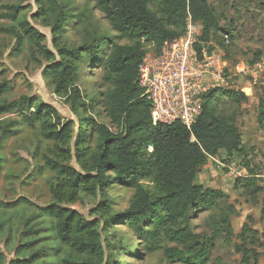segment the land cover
Masks as SVG:
<instances>
[{
	"label": "trees",
	"instance_id": "1",
	"mask_svg": "<svg viewBox=\"0 0 264 264\" xmlns=\"http://www.w3.org/2000/svg\"><path fill=\"white\" fill-rule=\"evenodd\" d=\"M92 1L112 31L128 45L104 40L80 49L61 47L69 14L62 6L64 4L60 5L57 0H37V4L40 19L51 27L58 61L42 46L43 36L26 20L18 22L19 31L15 34L18 51L26 40L46 60L42 76L77 119V129L74 121H64L53 106L34 98L22 97L0 104V116L19 112L22 123L30 130L37 129L40 138L53 146L44 164L57 181L50 188V205L39 208L36 215L46 224L54 244L51 250L55 255L50 258L56 259L58 264L104 263L98 222L88 221L69 208H80V195H83L100 198L94 210L99 218L107 217L105 224L110 226L111 220L121 218L120 222L136 232L147 250L163 249L167 263L207 264L215 242L220 239L230 241L233 237L230 218L237 212L223 192L196 182L208 161L224 152L229 159H240L241 167L247 173L246 177L235 181L236 187L241 185L240 195L252 205L261 207L262 233L252 228L255 221L247 217L238 235L240 244L235 250L241 255L240 264H260V260H264V187L259 183L263 182L264 176V151L261 162L253 164L247 157L235 120L218 115L213 103L219 97H226L239 106L247 102L246 95L230 89L206 93L202 113L188 130L178 123L170 126L154 124L150 104L142 97L143 91L137 84L138 67L146 54V45H152L155 52H159L165 42L180 37L187 15L201 25V42L205 45L212 42L222 50L227 48L228 45L217 37L219 23L207 0ZM18 9L13 7L5 17L15 20ZM208 48L213 49L212 46ZM84 56L87 57L85 60ZM225 58L226 55L222 59ZM83 63L88 69L99 64L101 80L107 86L104 94L90 100L78 86L79 68ZM7 92L8 87L0 85V97ZM261 93L259 125L264 122V88ZM99 108L110 126L96 121ZM2 130L9 132L7 128ZM73 159L81 171L72 167ZM116 182L130 189L132 197L122 214L112 216L108 191ZM144 183L153 186V193ZM261 195L263 197L258 201ZM199 210L217 213L210 222V238L193 231V217ZM25 229L23 240L35 233L30 223ZM165 242L173 247H164ZM118 245V255L129 252ZM27 253L24 248L17 256ZM32 259L17 260L14 264H30L35 262ZM0 264H4L1 252Z\"/></svg>",
	"mask_w": 264,
	"mask_h": 264
},
{
	"label": "rangeland",
	"instance_id": "2",
	"mask_svg": "<svg viewBox=\"0 0 264 264\" xmlns=\"http://www.w3.org/2000/svg\"><path fill=\"white\" fill-rule=\"evenodd\" d=\"M43 1V0H41ZM68 11V18L62 34L61 47L68 50L80 49L84 46L96 45L104 40L118 45L129 43L118 37L96 9L92 0H57ZM220 27L217 34L219 40L228 34L229 43L226 49H220L224 68L229 71L238 61H243L252 69L246 79L231 78L226 89L243 92L247 102L239 106L228 101L226 97L214 100L216 113L226 118H233L238 127L247 157L253 164L261 162L264 151V122L258 123L259 100L264 88V0H207ZM13 7H18L15 20L5 17ZM26 20L32 28L43 36L42 46L59 60L53 47V33L47 22L40 19L37 0H0V85L5 84L8 92L0 97V104L11 103L22 97L34 98L39 102L53 106L64 121L72 120L77 129V119L71 113L63 99L58 98L47 86L42 76L46 60L39 56L37 49L23 40V47L18 51L19 42L15 34L19 31L18 22ZM146 52L154 50L152 45H146ZM87 57L84 56V60ZM254 61V63H253ZM228 73V72H227ZM230 74H227V76ZM102 72L99 64L88 69L84 63L79 68L78 86L83 95L90 100L98 94H104L107 86L102 82ZM223 90V89H222ZM100 98V97H99ZM96 121L110 126L102 108L97 109ZM0 252L4 264L15 263L17 260H30V264H58L51 250L54 246L48 228L42 220L37 219L39 208L48 207L51 203L50 188L56 184V176L46 169L44 159L50 157L52 144L40 138L38 130L28 129L21 120L19 112L0 116ZM72 167L81 171L75 160ZM246 171L241 167L237 157L229 159L224 152L213 160L210 159L206 169H202L197 178V185L223 192L229 198V203L236 209L237 215L230 218L233 237L230 241L217 240L210 251L207 264H240L241 255L235 250L240 244L239 233L247 217L255 221L252 228L262 233L260 221V206H255L240 195L241 185L236 187L235 181L246 177ZM146 189L153 193V186L144 183ZM259 185L264 187L263 182ZM111 200V215L119 216L129 205L132 191L115 183L108 191ZM262 195L258 197L261 201ZM80 208H72L88 221H97L104 249L103 264H180L167 263L163 249L149 251L142 244L135 231L130 230L120 222L122 219L111 220L110 226L105 224V218H99L95 210L100 198L80 195ZM217 213L214 210H199L192 221L193 231L203 237L210 238L211 220ZM31 219L30 221H28ZM34 228V235H28L26 224ZM24 241V242H23ZM28 244V245H27ZM129 252L118 255L119 245ZM26 245V246H25ZM24 246V247H23ZM166 248L173 247L165 242ZM26 248V255L17 256L18 251ZM262 252V249H259ZM264 264V260H260Z\"/></svg>",
	"mask_w": 264,
	"mask_h": 264
},
{
	"label": "built area",
	"instance_id": "3",
	"mask_svg": "<svg viewBox=\"0 0 264 264\" xmlns=\"http://www.w3.org/2000/svg\"><path fill=\"white\" fill-rule=\"evenodd\" d=\"M201 29L187 15L182 35L165 42L159 52H146L138 67L137 84L156 125L178 123L190 130L202 113L206 93L226 89L231 78L246 79L252 72L243 61L226 71L223 52L212 42L200 41ZM222 39L228 45V36Z\"/></svg>",
	"mask_w": 264,
	"mask_h": 264
},
{
	"label": "crops",
	"instance_id": "4",
	"mask_svg": "<svg viewBox=\"0 0 264 264\" xmlns=\"http://www.w3.org/2000/svg\"><path fill=\"white\" fill-rule=\"evenodd\" d=\"M212 160H213V159H212ZM202 169H206V166H204ZM202 169H201V170H202ZM197 183H198V181H197ZM199 185H201V184H199Z\"/></svg>",
	"mask_w": 264,
	"mask_h": 264
}]
</instances>
